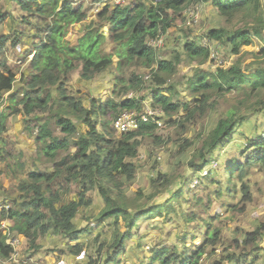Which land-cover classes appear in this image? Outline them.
Listing matches in <instances>:
<instances>
[{
	"label": "trees",
	"instance_id": "trees-1",
	"mask_svg": "<svg viewBox=\"0 0 264 264\" xmlns=\"http://www.w3.org/2000/svg\"><path fill=\"white\" fill-rule=\"evenodd\" d=\"M8 1L18 4L21 10L30 14L23 19L24 22L30 17L36 18L38 41H34L29 51L33 54L26 66L29 72L22 73L21 84L17 87L18 72L5 54L6 43L11 36H0V106L5 94L10 92L7 106L0 111L3 174L18 177V167H13L12 159L17 158L21 168L27 164L21 151L13 155L3 142L9 117L17 114L23 116L25 130L34 138V157L40 163L50 161L52 168L28 171L27 179L20 180L18 194L4 199L10 201L11 207L0 210V256L3 258L13 253V247L7 243L3 233L1 220L4 217L11 222V234L23 235L30 251L41 248L40 239L54 232L67 239L71 253H82L85 244L70 242L77 241L81 234L89 230L87 226L80 227L76 219L81 211L92 206L93 198L89 195L92 190H97L105 204L99 212L98 221L111 219L117 226L121 225V220L126 223L127 231L118 235L116 247H123L126 239L132 236L133 229L139 227V220L162 215L164 202L131 204L123 180L119 178L134 179L137 167L127 159L137 156L141 144L138 138L154 137L159 126L143 123L137 130L117 137L113 125L124 110L142 108L141 101L124 99L123 96L128 92L141 93L147 73L151 76L150 96L154 104L170 118L185 112L183 117L188 119L198 109H206L209 100L217 95L229 92L244 95L236 99L237 107H229L210 130L197 154L198 161L191 162L195 171L211 164L215 152L225 146L236 126L247 119L249 112L264 110V49L252 52L250 60L245 63L238 61L212 72L198 69L186 81L192 99L181 102L175 100L179 92L169 84V80L176 73L175 62L180 61L183 53L177 52L175 61L158 59L155 49L148 43V39L157 38L170 26L169 9L179 13L190 4L202 2L212 5L223 17L243 14L251 19L252 23L236 30L222 26L207 31L210 40L230 44L233 52L238 54L243 44H250L253 37L262 38L264 34V0H157L158 5L144 0H130L126 5L106 8L89 22L87 8L82 4L75 5L74 0ZM97 1L101 0H92L94 3ZM4 21L5 16H1L0 25ZM79 23L83 31L72 42L67 37L69 29ZM105 25L109 28L108 35L103 31ZM14 37L13 45L23 39ZM107 44L110 46L107 47ZM184 54L191 61L205 62L209 58L208 49L194 39L184 43ZM114 67L120 72L115 77L114 93L100 104L86 106L82 97H76L69 91L68 83L74 71H79L82 80L90 81ZM81 122L87 127V132L79 127ZM247 152L244 163L235 159L230 161L232 180L236 174L242 177L249 165L260 166L264 170V138L258 137L248 146ZM174 180V176L160 173L154 181L158 190L149 198L153 200L156 195L164 194ZM74 188L77 197L65 202V196ZM179 194L180 189L175 195ZM222 194L223 190L218 189L216 195ZM63 202L65 204L61 205ZM192 221H198L197 217L186 215L185 223ZM206 238L192 251L188 246L180 251L176 243L172 251L167 247H154L150 259L152 263L159 261V264H201L207 247L216 244V238L209 236V229ZM242 240L245 245L255 244L253 251L262 250L264 221ZM236 257L230 254L228 260H236L238 264L240 259H234Z\"/></svg>",
	"mask_w": 264,
	"mask_h": 264
},
{
	"label": "rangeland",
	"instance_id": "rangeland-1",
	"mask_svg": "<svg viewBox=\"0 0 264 264\" xmlns=\"http://www.w3.org/2000/svg\"><path fill=\"white\" fill-rule=\"evenodd\" d=\"M110 1L109 5H105L107 9L115 4L126 5L130 0ZM144 1L158 5L157 0ZM74 3L82 4L84 8H87V22L97 15V12L102 11L101 5L92 0H74ZM194 8L195 20L192 18L189 20L186 15L190 9ZM168 14L171 19L170 26L163 34L155 38V40L162 39L163 44L155 46L153 39H148V43H152L158 59L170 58L175 61L176 53H183L180 61L175 62L176 73L169 80V84L174 85L179 92V95L175 96L177 101L184 102L192 99L187 90L186 81L198 69L212 72L219 67H229L238 61L245 63L250 60L252 52L258 53L264 49V34L262 38L253 37L250 44H243L238 54L233 52L230 44L225 45L216 40L213 42L219 50L217 60L207 58L205 62L191 61L184 54L186 41L194 39L204 46V39L208 38L207 31L210 29L225 26L230 30H236L252 21L243 14L236 17H223L212 5L202 2L190 4L179 13L169 9ZM28 15L30 14L21 10L18 4L0 0V17L5 16L4 23L0 25V36L2 34L11 36L6 43L5 54L17 72L26 67V63L31 58V54L28 53L33 48L34 41H38L36 18L30 17L27 22L23 21L25 17L28 18ZM82 29V24H75L72 29H69L67 37L75 42ZM104 31L108 34L107 29ZM15 35L23 39L13 45ZM109 46L107 44V47ZM115 68L90 81L82 80L79 71H74L68 83L69 91L76 97H82L86 106L92 103L98 105L114 93L115 77L120 74ZM151 84V77L146 75L144 89L139 93V97L143 95L150 97L148 94H150ZM242 97L244 95H237L236 92L217 95L209 100L213 104L209 103L206 109H198L195 114L189 115L188 119L183 117L186 115L185 112L171 118L164 113L161 119L162 125L158 127L154 137L138 138L141 144L137 156L135 159H127L128 162L135 163L136 175L132 181L123 176L119 177L123 180L125 192L131 204L149 203L150 205L153 202L149 195L158 190L154 181L160 173H166L169 177L174 176L175 180L171 187L165 190L163 194L165 196L156 195L157 203L165 204L162 215L139 220V227L133 229L132 236L126 239L123 247H116V241L121 232L127 231L126 223L121 220V225L117 226L111 219L98 221L104 200L97 190H92L89 193L93 198L92 206L78 215L82 227L93 228L86 236L87 242L84 241L82 253L73 254L67 246L62 248L60 244L54 243H49L45 250L40 252L42 247L30 251L27 240L22 236L19 255L16 256L13 252L7 258L0 256V264H37L33 259L36 261L39 255L49 253L51 258L57 256L55 264H159V261L152 263L150 259L154 247H167L169 251H172L176 243L180 251H184L186 246L192 251L196 245H202L207 239L208 229L209 236L216 238V244L207 247L201 264H237L236 260L234 262L228 260L230 254L237 256L234 259H240L238 264H264V240L260 244L262 250L256 251L252 250L255 244L245 245L242 240L247 233L255 231L259 223L264 221V170L260 166L249 165L242 177L239 178L238 174L233 180L230 177L232 173L230 161L235 159L236 162L244 163L246 154L249 153L248 146L256 142L258 137L264 136V110L248 113L247 119L236 126L233 136L225 146H221L215 152L209 166L195 171V167L191 164L192 161H198L197 154L219 117L229 107L236 108V99ZM196 105L199 106V103ZM78 125L82 131H88L83 122ZM97 126L100 127V125ZM13 131L14 129L10 127L5 135L9 138L7 140L9 151L16 154L19 151L16 140L19 142V139L15 138ZM122 135L123 133L115 129V136ZM32 139L34 141L33 137H30L29 141L31 142ZM21 140L24 141L22 138ZM32 146L34 147V143ZM33 150L28 151L25 148L24 151L23 157L27 159V164L30 163L28 167L21 168L20 165L18 166V159H15L13 167H18V177L13 178V187L17 188L21 179H27L28 171L52 168L50 161L32 165L38 160L34 157L36 154L35 149ZM1 165L4 167L2 162ZM195 179H199V183L195 184ZM178 189L181 190V194L175 195ZM218 189L223 190L221 196L216 195ZM74 195H76V188L66 195V200ZM186 215H195L198 221L185 223ZM117 231H119L118 234H116ZM43 239L45 237L41 241Z\"/></svg>",
	"mask_w": 264,
	"mask_h": 264
},
{
	"label": "crops",
	"instance_id": "crops-1",
	"mask_svg": "<svg viewBox=\"0 0 264 264\" xmlns=\"http://www.w3.org/2000/svg\"><path fill=\"white\" fill-rule=\"evenodd\" d=\"M101 7H102V9H101L102 11H100L99 13L103 12L107 8V7H105V2L103 3V5ZM101 7H99V9ZM27 53H28V51H27ZM28 54H31L32 55L31 52H29ZM30 59L28 60V62L30 61ZM28 62L26 63V66H27ZM28 72L29 71H28V68L27 67H25L22 71L18 72L20 74V76H17V80H16L15 86H17V87L20 86L21 80H22V73L28 74ZM19 74H17V75H19ZM9 94H10V92H7L5 94L4 101H3V103L0 106V111H2V109L7 106L8 102H9V100H8ZM10 127H11V129H14L13 135L15 136V138H18L19 139V142H17V140H16V143H18V144H16L17 148L19 149L18 152L21 151L23 153V155H25V152H24L25 151V148L28 151H34L33 149H35L36 147H35V145H34V147L32 146L33 143H34L33 142V139H32L31 142L29 141V138L30 137H33V136L30 135L28 132H26V130H25V122H24L23 116L21 114H17V115H13V116L9 117V119H8V128H10ZM3 138H4L3 142L8 146L7 140L9 138L5 134L3 135ZM21 138L24 139V141H26V140H28V141H26V143H25L23 140H21ZM35 152H36V150H35ZM16 154H18V153H16ZM13 155H15V154H13ZM13 158H14V156H13ZM23 159L24 160H27L26 158H23ZM14 161L15 160H13V159L11 160L12 164L14 163ZM38 163H39L38 161H35V163H32V165H38ZM29 164L30 163H28L26 165V167H28ZM3 170H4V167L1 165V170H0V200L10 199L11 197H14V196H16L18 194V188L13 187V182H14L13 181V178L8 177V176H5V173L3 174ZM161 195H163V194H161ZM163 196H165V195H163ZM76 197H77V195L70 196V199L76 198ZM65 198H66V196H65ZM155 198L153 199V202L152 203L153 204H158L157 203L158 201H156ZM70 199H67V200H70ZM67 200L65 199V202H67ZM63 204H65V203L64 202L61 203V205H63ZM101 210L102 209H100V211ZM76 220H77L76 222L78 223V225L80 227H82V225H81V219H78V217H77ZM88 229L89 230H87L85 233H83V234L80 235V237L78 238L77 241H72V242H70V244H75L78 241L80 243H82V244H85V242H87V240H86L87 237L86 236H88V234L92 231L93 228L89 227ZM80 239H82V241H80ZM40 241H41V239H40ZM49 243H54V244H57V245L60 244V247L63 248V246L64 247L67 246L68 241H67L66 238H63V237L55 234L54 232H49L45 236V239H43V241H41L42 248L39 250V252L41 250H45V248L48 246ZM37 254L39 255L40 253H37ZM50 254L51 253L39 255L38 259H36V261L33 259V261H34V263H37V264H43V263H45V264H55L54 261L56 260L57 256L55 255L54 258L53 257L51 258V255ZM64 260L69 261L66 258H64Z\"/></svg>",
	"mask_w": 264,
	"mask_h": 264
},
{
	"label": "built area",
	"instance_id": "built-area-1",
	"mask_svg": "<svg viewBox=\"0 0 264 264\" xmlns=\"http://www.w3.org/2000/svg\"><path fill=\"white\" fill-rule=\"evenodd\" d=\"M195 14L196 12L194 8V9H190L186 16L188 19L192 18V20H195ZM153 40H155V38H153ZM204 40H205L204 46L208 49L209 58L213 60H217L219 53L217 46L209 38ZM161 44H163L162 39H156L155 41H153V45L155 46H160ZM147 77H151L150 74H147ZM132 98H138V94H136L135 92H130V93L128 92L124 95V99H132ZM162 116H163V110L160 107L155 106L153 104L152 99L146 100L144 101V106L142 110L131 109V110L123 111L115 119L114 127L118 132L126 133L138 129L142 123H156L160 126L162 125V121H161ZM0 170H1V162H0ZM199 181H200L199 179H195V184L199 183ZM10 207H11L10 202L0 200V210L4 208L9 209ZM1 222H2L3 233L6 236V241L9 245L13 247V252H14L13 254L18 256L19 247L21 245V241H22L21 239L23 235L13 236L11 234L9 229L11 222L7 218L4 217L1 220Z\"/></svg>",
	"mask_w": 264,
	"mask_h": 264
},
{
	"label": "clouds",
	"instance_id": "clouds-1",
	"mask_svg": "<svg viewBox=\"0 0 264 264\" xmlns=\"http://www.w3.org/2000/svg\"><path fill=\"white\" fill-rule=\"evenodd\" d=\"M105 2V5L107 4V5H109L110 4V0H101V1H97L96 3H98V4H100L101 6L103 5V3ZM115 5H118V4H115ZM114 6V5H113ZM110 7V6H109ZM99 12H97V14H98ZM106 27H108V26H104V28L106 29ZM104 28H103V31H104ZM107 30H109V28L107 29ZM105 32V31H104ZM108 35V34H107ZM33 57V54L31 55V58ZM147 74H149V73H147ZM146 74V75H147ZM146 75H145V77H146ZM144 77V78H145ZM148 95H150V94H148ZM147 95L143 98V99H141V97H139V93H138V98H134V99H137V100H139V101H141V103H142V108L140 109V110H142L143 109V106H144V101H146V100H153V98L150 96V97H147ZM123 98H124V96H123ZM133 99V98H132ZM153 104H154V101H153ZM155 105V104H154ZM155 106H158V105H155ZM159 107V106H158ZM161 108V107H160ZM162 109V108H161ZM139 110V109H138ZM163 110V109H162ZM125 111V110H124ZM163 114H164V111H163ZM162 118V117H161ZM115 121V120H114ZM143 124V123H142ZM141 124V125H142ZM154 124H156V123H154ZM113 125H114V123H113ZM140 125V126H141ZM158 125V124H157ZM159 126V125H158ZM115 128V127H114ZM137 130V129H136ZM134 131V130H133ZM130 132V131H129ZM8 202H10V201H8Z\"/></svg>",
	"mask_w": 264,
	"mask_h": 264
},
{
	"label": "water",
	"instance_id": "water-1",
	"mask_svg": "<svg viewBox=\"0 0 264 264\" xmlns=\"http://www.w3.org/2000/svg\"><path fill=\"white\" fill-rule=\"evenodd\" d=\"M106 29H108V27H106Z\"/></svg>",
	"mask_w": 264,
	"mask_h": 264
}]
</instances>
